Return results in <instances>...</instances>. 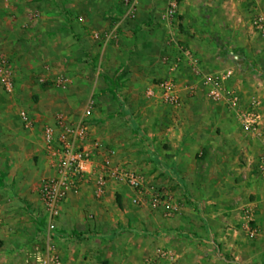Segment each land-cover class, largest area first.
I'll list each match as a JSON object with an SVG mask.
<instances>
[{"label":"rangeland","instance_id":"rangeland-1","mask_svg":"<svg viewBox=\"0 0 264 264\" xmlns=\"http://www.w3.org/2000/svg\"><path fill=\"white\" fill-rule=\"evenodd\" d=\"M215 1L219 4L212 7L214 13L210 14L215 19H227L222 6L224 0ZM165 2L142 0L139 13L133 18L128 14L125 0H0V58L7 57L17 75L14 93H6L0 86V264H19L26 251L46 242L47 229L42 233L37 231V223L44 215L39 191L53 171L40 128L33 133L22 128L23 110L41 117L42 124L53 123L59 115L77 122L93 100L95 105L88 123L94 137L105 147L115 149L120 162L145 177L149 194L146 204L132 205L165 214L166 200L167 204L178 207L177 212L166 217L176 220L175 225L187 227L183 230L186 234H203L188 230L194 227L210 233L204 202L193 197L194 188L188 176L194 171L193 176L197 172V176L220 180L226 170L207 168L206 162L221 163L223 157L230 161L226 169L234 174L229 157L232 161L239 159L235 165L242 168L243 152L210 153L203 148L196 153L187 146L189 138L185 137L177 144L179 155H184L182 171L178 165L162 166L160 151L172 146L168 139L177 140L180 130L190 127L181 119L184 111L161 104L148 95L150 86L163 76L162 63L168 54L166 30L159 22ZM227 9L235 19L225 25L223 32L233 36L237 31L233 43L239 48L247 45L252 50L249 55H237L238 65L246 68L241 73L257 75L264 89V38L248 22L250 6L239 1ZM105 75L124 77L117 100L103 78ZM61 78L67 80L66 86L59 84ZM217 142L216 145L222 146L220 140ZM182 147H185L183 152ZM177 159H180L178 155ZM240 180V190L245 192L247 200L254 202L261 196L264 201L262 182H253L246 171ZM234 181L239 185L237 177ZM204 186H197L198 190ZM127 193L132 203L137 195L127 186L116 191L118 202ZM155 196L162 199L157 206L152 201ZM259 207L262 214L254 216L251 224L259 235L253 239L246 236L244 261L239 262L242 259L236 260L222 244H216L221 258H227L231 264H254V250L261 248L264 255V204Z\"/></svg>","mask_w":264,"mask_h":264},{"label":"crops","instance_id":"crops-1","mask_svg":"<svg viewBox=\"0 0 264 264\" xmlns=\"http://www.w3.org/2000/svg\"><path fill=\"white\" fill-rule=\"evenodd\" d=\"M168 2L169 0L165 2V7L159 14V22L166 30L167 40L168 28L161 20V14ZM217 4L219 3L216 1L197 3L194 0H185L180 12L184 17L182 19L185 22L186 33L180 39L199 54L201 58L199 71L202 75L223 74L233 66L237 69L235 77L228 82V85L238 89L242 97L241 105L238 109L232 110L222 104L211 102L202 87V76L195 73L191 66L184 64L175 75L182 100L178 110L184 111L181 119L188 122L190 127L181 129L177 140L170 137L168 142L172 144L171 148L160 151L161 164L165 168L183 165L184 155H179L180 147L177 144L180 140H185V137L189 138L187 146L192 147L196 153L203 148H207L210 153L220 151L230 153V150L243 152L240 163L242 168L238 166L239 170L235 165L239 159L232 161L229 157L234 166V174L229 173V168L226 169L230 161L227 157L225 159L223 157L221 163L206 162L207 168L213 169L215 166L226 170L220 180L214 181V178L208 175L197 176V172L193 176L191 174L194 171L188 176L187 180L194 188L195 196L193 197L204 202L202 205L205 206L206 223L210 227V233L205 232L203 228L194 227L188 230L199 232V234L203 232V234L188 235L184 232L187 227L181 224L175 225L176 223L173 222L176 220L167 218L166 213H153L146 208L133 206L129 193L122 194L118 202L115 195L122 185L109 186L101 198H96L93 188L90 187L82 191L80 195L70 197L62 205L61 214L56 220V234L49 243L56 248L64 264H170L168 260H157L156 254L160 248L174 251L177 264H231L227 258H221L218 255L216 244H222L223 248L236 260L242 259L239 262L246 258L244 251L247 243L246 236L249 237V235L242 226L245 223L241 216L245 208L253 211V217L262 214L259 206L264 204V201H261V196H258L254 202H251L246 199L245 192L240 190L242 186L240 179L246 171L247 158L259 150L260 144L251 141L241 131L238 115L253 100L261 99L264 102V89L263 82L257 75L241 73L246 68L242 64L238 65L236 60L240 57L237 55H249L252 50L247 45L239 48L233 43L237 38L235 36L238 35L237 31L233 36L230 32H223L225 25L235 17L223 3L224 16L227 19H215L211 14L214 13L212 7ZM238 19L240 21L241 17ZM166 48L168 53L172 52L168 41H166ZM162 66L163 76L160 80L170 73L169 67L164 62ZM36 118L41 121V117ZM218 140L222 142L220 147L216 145L219 144ZM185 147H182V152ZM177 155L180 157L179 160ZM179 170L182 171L181 167ZM236 177L239 185H236L234 181ZM259 182L264 184V181ZM210 184L214 186L210 188L208 186ZM200 185H205L202 190H198L197 186ZM41 205L44 215L37 223V231L42 233V230L47 229V215L42 202ZM40 223L43 225L41 226ZM254 245L256 248L257 242H254ZM259 249L257 252L254 250L255 256L252 259L254 264H264V255L261 248ZM246 264L250 263L246 262Z\"/></svg>","mask_w":264,"mask_h":264},{"label":"built area","instance_id":"built-area-1","mask_svg":"<svg viewBox=\"0 0 264 264\" xmlns=\"http://www.w3.org/2000/svg\"><path fill=\"white\" fill-rule=\"evenodd\" d=\"M185 0H169L161 14V20L168 28V46L170 51L163 59L169 67V75L154 83L148 91L149 97L162 104L180 108L182 100L179 95L176 73L187 64L202 77V87L208 99L215 104H222L229 109H238L242 102L241 94L228 82L235 77L237 69L232 67L223 74H201V58L196 50L180 39L183 36L184 21L180 8ZM215 1V0H212ZM242 1L250 6L248 22L251 28L264 38V0H224L225 5ZM140 0H125L128 14L137 16ZM98 37V35H97ZM66 79H59V84L66 86ZM17 85V75L12 62L7 57L0 58V86L8 94L14 93ZM95 102L92 100L86 106L82 117L72 122L65 115H59L53 123L42 124L38 118L27 111L20 112L22 128L29 133L39 128L42 142L47 153L53 175L47 178L39 191V198L44 205L47 217V238L45 245H36L25 252L19 264H64L49 241L56 234V220L61 214L62 205L72 196H78L90 187L96 198H101L111 185L127 186L136 193L132 200L135 206H143L149 197L145 187V177L132 169L127 163L119 161L115 149L107 148L94 137L88 119L92 116ZM241 131L251 140L260 144L259 150L248 156L246 172L254 181H264V102L253 100L247 108L238 115ZM155 206L162 202L159 196L153 197ZM166 214L172 216L178 211L174 203L167 204ZM168 205V206H167ZM243 228L250 238H255L258 230L252 227L253 211L245 208L241 216ZM172 250L160 248L157 250V260H168L177 264Z\"/></svg>","mask_w":264,"mask_h":264},{"label":"trees","instance_id":"trees-1","mask_svg":"<svg viewBox=\"0 0 264 264\" xmlns=\"http://www.w3.org/2000/svg\"><path fill=\"white\" fill-rule=\"evenodd\" d=\"M106 84L111 88V92H112V95L114 97V99L117 100V97H118V90L122 88L123 86V80H124V77L123 75L122 76H113V77H110V76H103ZM136 135H138L136 133ZM157 164H159L160 162L159 161H156ZM41 226L43 225L42 223H40Z\"/></svg>","mask_w":264,"mask_h":264}]
</instances>
